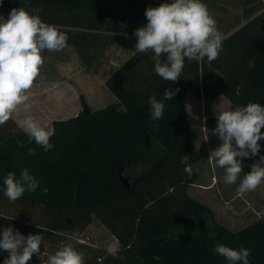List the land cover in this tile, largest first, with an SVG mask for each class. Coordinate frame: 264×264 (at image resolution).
Instances as JSON below:
<instances>
[{"label": "trees", "instance_id": "trees-1", "mask_svg": "<svg viewBox=\"0 0 264 264\" xmlns=\"http://www.w3.org/2000/svg\"><path fill=\"white\" fill-rule=\"evenodd\" d=\"M161 2L4 0L1 7L5 16L11 8L22 6L49 23L75 28L65 30L67 44L90 66L96 51L89 45L96 41V33H107L96 41L105 51L116 35L135 34L136 28L147 23L145 9ZM77 35L91 38L88 52L80 48ZM152 55L135 51L105 79L116 102L91 109L80 95L83 108L89 111L53 120L50 139L55 147L47 152L30 141L12 118L0 125V185L9 171L18 176L24 167L40 180L35 192L26 191L18 201L42 208L46 221L34 231L44 239L61 235L64 242L65 233L79 235L94 219L101 222L120 251L112 257L100 249L103 258L97 264H226L213 251L217 243L248 247L250 264H264V220L237 231L201 223L206 214L213 219L212 210L188 194L198 173L192 166L193 175L187 176L180 163L186 154L192 165L198 153L183 104L188 89L207 99L222 95L233 106L249 101L264 104V9L224 37L217 59L186 60L175 82L154 72ZM166 88L176 89L175 95L165 101L162 118L153 121L148 98L151 94L161 98ZM215 124V116L204 121L210 130ZM29 148H35V153L29 154ZM119 173L129 174L128 187L118 180ZM45 185L47 193L41 191ZM0 197H5L2 192ZM193 222L207 234L190 232ZM9 225L18 228L0 214V226ZM27 264L41 263L33 254Z\"/></svg>", "mask_w": 264, "mask_h": 264}, {"label": "clouds", "instance_id": "clouds-1", "mask_svg": "<svg viewBox=\"0 0 264 264\" xmlns=\"http://www.w3.org/2000/svg\"><path fill=\"white\" fill-rule=\"evenodd\" d=\"M4 0H0L2 6ZM144 15L146 24L135 29V50L140 53L151 51L154 72L164 80L177 81L181 77L186 60L211 62L223 50L224 36L217 20L210 12L205 0H162L157 6H148ZM68 33L59 25L49 23L25 7H13L7 16L0 15V125H4L21 107L31 108L30 89L39 76L44 64L45 50L58 51L67 46ZM176 89L166 88L157 98H148L149 118L159 121L164 115L166 104L175 95ZM56 101L62 102L64 93L55 92ZM216 124L212 133L221 143L210 149L209 158L214 166L223 168V181L234 184L239 180L237 192L241 195L264 184V104L249 101L215 113ZM18 126L47 152L55 147L50 139L54 131L47 128L32 114L25 115ZM29 154L35 148L28 149ZM259 155L250 171L243 172L242 159ZM180 163L187 176L193 175L188 155H182ZM244 173L241 177V173ZM40 180L24 167L19 175L9 171L2 177L0 192L9 201L15 202L24 193L35 192ZM43 193L49 188L41 187ZM66 240L48 255L46 264H86L85 257L75 244L76 232L65 233ZM44 236L41 232L25 235L14 226H0V251H6L0 264H27L33 254L40 256ZM120 249L115 244L106 246V252L116 257ZM213 251L226 260V264H250L251 250L245 246L232 247L225 243L215 244Z\"/></svg>", "mask_w": 264, "mask_h": 264}, {"label": "rangeland", "instance_id": "rangeland-1", "mask_svg": "<svg viewBox=\"0 0 264 264\" xmlns=\"http://www.w3.org/2000/svg\"><path fill=\"white\" fill-rule=\"evenodd\" d=\"M205 2L224 37L244 24L252 14H258L264 9V3L260 0H205ZM0 15L5 16L1 6ZM60 27L64 31L76 30L73 27L69 29L66 26ZM106 34L96 33L98 36L96 41L105 38ZM74 38L79 40L83 52H88L87 44L91 38L82 35ZM96 41L90 42L89 45L90 49L96 51L90 66L68 44L62 50H45L43 53L45 62L29 92L31 108L25 111L21 107L12 119L18 123L25 115L32 114L51 129L53 120L67 119L83 109L80 95L91 109H99L115 102L116 96L106 88L104 81L117 65L136 51L134 48L137 36L133 33H120L116 35L114 44L105 51H100L98 48L100 45ZM58 90L64 93V98L59 103L54 95ZM183 104L191 137L198 151L192 164L198 173V179L189 185L187 192L212 210L213 219L206 214L201 223L209 226L216 223L230 231H237L258 219L264 220V184L241 195L237 192L239 180L234 184L224 183L223 168L215 167L214 161L209 158L210 149L215 148L221 141L217 134L204 126V121L210 116H215V113L234 106L222 95L215 99H207L189 89L186 91ZM261 144V153H264V140ZM259 155L242 159L244 173L250 171L252 163L259 160ZM0 214L11 218L17 229L25 235L35 233L34 230L42 226L47 218L39 205L18 200L13 202L6 197H0ZM190 232L207 234L204 228L194 222ZM78 236H82L81 238L86 240L85 243H79L77 240L73 243L83 252L86 264L101 262L103 256H99L98 252L100 249L106 250L107 245L118 246L117 240L97 219L89 223ZM62 243L61 235H52L44 239L40 256L34 255L41 264H46L48 255L54 253ZM7 255L6 251H0V256Z\"/></svg>", "mask_w": 264, "mask_h": 264}, {"label": "water", "instance_id": "water-1", "mask_svg": "<svg viewBox=\"0 0 264 264\" xmlns=\"http://www.w3.org/2000/svg\"><path fill=\"white\" fill-rule=\"evenodd\" d=\"M82 111L84 113L89 111V108H83ZM128 179H129V174L128 175H123L121 173L118 174V180L125 186L128 187ZM101 223V222H100ZM102 224V223H101ZM103 225V224H102ZM104 226V225H103ZM105 227V226H104ZM106 228V227H105ZM107 229V228H106ZM107 231L110 233V231L107 229ZM111 234V233H110ZM112 235V234H111ZM113 236V235H112Z\"/></svg>", "mask_w": 264, "mask_h": 264}, {"label": "built area", "instance_id": "built-area-1", "mask_svg": "<svg viewBox=\"0 0 264 264\" xmlns=\"http://www.w3.org/2000/svg\"><path fill=\"white\" fill-rule=\"evenodd\" d=\"M82 237V236H81ZM78 236V239H76L79 243H85V239Z\"/></svg>", "mask_w": 264, "mask_h": 264}, {"label": "crops", "instance_id": "crops-1", "mask_svg": "<svg viewBox=\"0 0 264 264\" xmlns=\"http://www.w3.org/2000/svg\"><path fill=\"white\" fill-rule=\"evenodd\" d=\"M220 9L223 10L222 7H220ZM254 15H256V14H252L249 18H251V17L254 16ZM222 17H223V16H222ZM249 18H248V19H249ZM113 44H114V43H113ZM113 44H111V45H113ZM111 45H110V46H111ZM126 59H127V58H126ZM123 61H124V60H123ZM121 63H122V62H121ZM121 63H120V64H121ZM120 64H119V65H120ZM119 65H117V67H118ZM105 86H106V85H105ZM106 88H107V87H106ZM31 91H32V90H31ZM116 99H117V98H116ZM116 101H117V100H116ZM116 101H115V102H116ZM113 103H114V102H113ZM47 128H48V127H47ZM51 129H52V128H51Z\"/></svg>", "mask_w": 264, "mask_h": 264}]
</instances>
